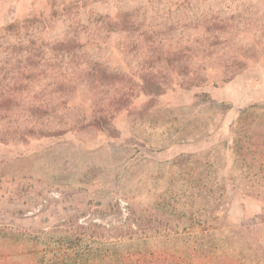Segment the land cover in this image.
Returning a JSON list of instances; mask_svg holds the SVG:
<instances>
[{"label": "rangeland", "instance_id": "374dc122", "mask_svg": "<svg viewBox=\"0 0 264 264\" xmlns=\"http://www.w3.org/2000/svg\"><path fill=\"white\" fill-rule=\"evenodd\" d=\"M0 109L4 227L259 260L264 0H0Z\"/></svg>", "mask_w": 264, "mask_h": 264}, {"label": "trees", "instance_id": "16d2710c", "mask_svg": "<svg viewBox=\"0 0 264 264\" xmlns=\"http://www.w3.org/2000/svg\"><path fill=\"white\" fill-rule=\"evenodd\" d=\"M247 116L243 111L240 119ZM261 150L256 146L253 153ZM201 190L200 196L205 198L206 191ZM130 210L129 223L112 229L92 223L56 234L14 231L0 224V264H245L240 256L227 252L220 260L216 248L210 246L193 250L190 246L170 247L159 237H140L133 228L137 212ZM140 218L135 222L141 225ZM255 264H264V250Z\"/></svg>", "mask_w": 264, "mask_h": 264}]
</instances>
